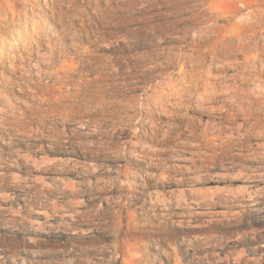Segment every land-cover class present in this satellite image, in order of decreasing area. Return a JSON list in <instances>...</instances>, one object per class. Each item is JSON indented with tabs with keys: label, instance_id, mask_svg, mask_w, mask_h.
Returning a JSON list of instances; mask_svg holds the SVG:
<instances>
[{
	"label": "rangeland",
	"instance_id": "obj_1",
	"mask_svg": "<svg viewBox=\"0 0 264 264\" xmlns=\"http://www.w3.org/2000/svg\"><path fill=\"white\" fill-rule=\"evenodd\" d=\"M0 264H264V0H0Z\"/></svg>",
	"mask_w": 264,
	"mask_h": 264
},
{
	"label": "bare ground",
	"instance_id": "obj_2",
	"mask_svg": "<svg viewBox=\"0 0 264 264\" xmlns=\"http://www.w3.org/2000/svg\"><path fill=\"white\" fill-rule=\"evenodd\" d=\"M29 47V46H28ZM6 58V57H5ZM17 64V63H16ZM36 66V65H35Z\"/></svg>",
	"mask_w": 264,
	"mask_h": 264
}]
</instances>
